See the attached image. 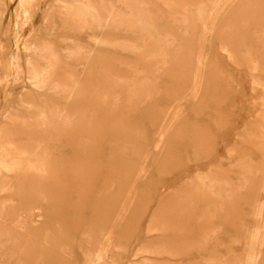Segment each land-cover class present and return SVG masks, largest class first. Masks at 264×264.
Returning <instances> with one entry per match:
<instances>
[{"label": "rangeland", "instance_id": "374dc122", "mask_svg": "<svg viewBox=\"0 0 264 264\" xmlns=\"http://www.w3.org/2000/svg\"><path fill=\"white\" fill-rule=\"evenodd\" d=\"M263 203L264 0H0V264H264Z\"/></svg>", "mask_w": 264, "mask_h": 264}, {"label": "bare ground", "instance_id": "6f19581e", "mask_svg": "<svg viewBox=\"0 0 264 264\" xmlns=\"http://www.w3.org/2000/svg\"><path fill=\"white\" fill-rule=\"evenodd\" d=\"M203 5V4H202ZM83 6V5H82ZM205 6V5H204ZM204 6H202V7H204ZM75 13L76 14H82L83 13V16H88V17H90V18H92L93 20H97V16L95 15V12H94V10L92 9V7L91 6H88V7H77V9L75 10ZM203 13V12H202ZM199 14H201V12L199 13ZM200 16V15H199ZM134 22H135V24L136 25H143V20H142V18L140 17V16H135V19H134ZM200 72V71H199ZM199 89H200V84L199 83H196V85H195V88H194V90H193V93H192V96H193V98H197V96H198V93H199ZM201 99V98H200ZM197 101V100H196ZM202 103H204V102H202ZM199 104V103H198ZM207 104V103H206ZM206 107V106H205ZM179 115V114H178ZM177 116V115H176ZM178 117V116H177ZM180 118H181V116H180ZM191 123V122H190ZM185 127H186V125H184V123L182 122V121H179L178 122V124H177V126H176V133L174 134V135H172L173 137H172V139L170 140V144L169 145H171L167 150H166V152H165V156H164V158L162 159L163 161H162V172L165 170V167H166V165L169 163V161H170V159L171 160H173L172 158L174 157L173 155H174V148H173V145H174V143H175V141H178L181 137H182V135L184 134V131L186 130L185 129ZM198 134V133H197ZM185 135V134H184ZM199 135V134H198ZM202 136V135H201ZM200 136V137H201ZM163 137V136H162ZM161 137V138H162ZM182 139V138H181ZM203 139V138H202ZM201 139V140H202ZM200 140V139H199ZM198 141V140H197ZM196 141V142H197ZM199 142V141H198ZM205 142V141H204ZM160 143V142H159ZM158 143V144H159ZM197 145V144H196ZM157 146V145H156ZM166 146V145H165ZM194 148V147H193ZM197 150V149H196ZM197 153H198V151H197ZM176 160V159H175ZM245 166V165H244ZM243 166V167H244ZM247 166V165H246ZM252 166V165H251ZM250 168V167H249ZM254 168V167H253ZM250 171H252V170H249L248 171V175H250L249 174V172ZM243 173V172H242ZM256 173V172H255ZM247 174V173H246ZM243 174H241V176H242ZM242 178V177H241ZM244 178V177H243ZM246 178V177H245ZM250 179H251V177H250ZM247 180V179H246ZM245 182V181H244ZM213 184V183H212ZM209 185V184H208ZM248 185V184H247ZM246 186V185H245ZM211 188V187H210ZM215 191V190H214ZM216 191H217V189H216ZM179 198V197H178ZM194 205V204H193ZM255 208V207H254ZM262 208H264V203L263 204H260V205H258L257 206V209H259V211L262 209ZM258 211V210H257ZM258 213V212H257ZM259 214H261V212L259 213ZM96 264V263H95ZM98 264V263H97Z\"/></svg>", "mask_w": 264, "mask_h": 264}]
</instances>
